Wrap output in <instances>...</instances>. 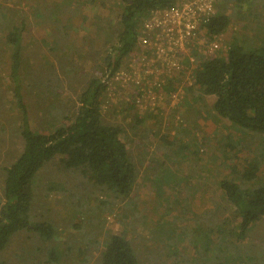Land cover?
Listing matches in <instances>:
<instances>
[{
    "label": "rangeland",
    "instance_id": "374dc122",
    "mask_svg": "<svg viewBox=\"0 0 264 264\" xmlns=\"http://www.w3.org/2000/svg\"><path fill=\"white\" fill-rule=\"evenodd\" d=\"M193 1L176 0L174 8ZM209 4V14L229 19L219 38L199 33L163 65L139 28L136 49L107 83L102 121L121 131L135 166L130 196L116 200L54 158L34 179L29 213L31 223L49 222L54 238L20 231L0 251V264H48L52 250L54 264H99L113 235L130 242L140 264H264V217L237 238L239 221L219 188L246 163L259 165L264 182V142L216 117L215 97L191 88L198 63L223 57L233 41L264 46V0ZM122 13L120 0H0V208L4 169L23 149L8 33L21 29L19 84L30 129L50 133L73 120L78 96L105 70Z\"/></svg>",
    "mask_w": 264,
    "mask_h": 264
},
{
    "label": "trees",
    "instance_id": "16d2710c",
    "mask_svg": "<svg viewBox=\"0 0 264 264\" xmlns=\"http://www.w3.org/2000/svg\"><path fill=\"white\" fill-rule=\"evenodd\" d=\"M123 13L116 43L109 48L105 70L91 80L78 96L79 105L72 121L50 133L30 129L27 108L20 89L21 29L12 28L7 35L11 46L10 78L12 97L19 113L23 149L6 169L3 178L4 203L0 208V251L16 233L29 230L44 241L54 238L49 222L31 223L30 208L33 183L38 172L51 160L61 157L65 169L81 170L99 188L116 200L132 192L136 170L128 155L121 131L102 121L101 106L107 83L137 46L142 19L153 12L174 8L176 0H120ZM248 0H233L241 4ZM228 17L211 15L198 33L219 38L227 29ZM191 88L203 96H214L213 113L243 132L259 135L264 142V46L251 49L234 41L223 57H212L198 63L192 74ZM237 179L220 181L226 201L238 219L235 235L243 239L250 228L264 217V182H258L259 165L246 163ZM57 261L49 251L47 263ZM99 264H140L130 242L123 236H111L106 242Z\"/></svg>",
    "mask_w": 264,
    "mask_h": 264
},
{
    "label": "built area",
    "instance_id": "2783aa9c",
    "mask_svg": "<svg viewBox=\"0 0 264 264\" xmlns=\"http://www.w3.org/2000/svg\"><path fill=\"white\" fill-rule=\"evenodd\" d=\"M210 8L209 0H195L168 11L153 12L150 14L151 19L143 22L142 33L145 37L154 39L153 47L157 48L163 65L170 64L169 55L173 57L183 43L196 40L200 26L212 15L208 12ZM144 46L149 48L151 45L148 43ZM173 66L169 70L177 68L176 64Z\"/></svg>",
    "mask_w": 264,
    "mask_h": 264
}]
</instances>
